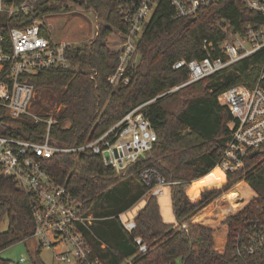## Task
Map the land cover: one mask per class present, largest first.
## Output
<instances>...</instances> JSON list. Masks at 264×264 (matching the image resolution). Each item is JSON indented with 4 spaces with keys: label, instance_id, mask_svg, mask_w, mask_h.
Returning a JSON list of instances; mask_svg holds the SVG:
<instances>
[{
    "label": "trees",
    "instance_id": "1",
    "mask_svg": "<svg viewBox=\"0 0 264 264\" xmlns=\"http://www.w3.org/2000/svg\"><path fill=\"white\" fill-rule=\"evenodd\" d=\"M69 3L91 9L98 28L89 45L67 49L68 59L77 69H50L31 77L36 91L52 92L62 107L50 129L51 145L83 146L146 103L141 113L157 137L150 151L123 170L104 166L99 155L88 152L54 154L43 163L54 182L64 186L81 203L84 213L96 219L83 231L92 258L100 264H264V247L241 259L233 250L236 231L247 220L263 219L264 196L252 198L220 222L218 227L225 228L221 243L216 239L215 222L195 220L243 178L254 191V175L264 163V144L255 156L245 158L243 168L226 175L222 190L191 187L214 169L231 133L234 120L218 97L238 85L264 90V50L189 85L182 86L188 79L186 69H172L179 60L225 59L219 46L228 40L229 32L242 33L247 25H264V19L247 10L242 0L221 1L189 18H174L171 6L162 1L138 43L139 61L128 84L114 88L107 79L116 70L119 53L108 47V41L115 32L125 30L115 0L44 1L29 16L12 18L9 26L26 27L34 18L67 11ZM42 35L49 37L45 29ZM3 123L8 132L16 127L14 136L20 139L40 143L45 136L43 123H30L26 118H4ZM147 168L173 183L170 192L176 224L163 221L157 199L148 195L149 188L141 182L139 174ZM143 197L147 200L134 218L136 229L128 233L118 215ZM33 230L30 195L20 192L11 179L0 177V252L28 241ZM136 237L146 246L145 253L138 252ZM41 250L39 246L35 250V264H42ZM6 262L0 259V264Z\"/></svg>",
    "mask_w": 264,
    "mask_h": 264
},
{
    "label": "built area",
    "instance_id": "2",
    "mask_svg": "<svg viewBox=\"0 0 264 264\" xmlns=\"http://www.w3.org/2000/svg\"><path fill=\"white\" fill-rule=\"evenodd\" d=\"M44 1L56 3L60 0H23L19 3L0 0V177L11 179L20 192L30 195L34 223L31 239H36L39 247L65 246L55 255L62 264H100L98 259L92 258L83 232L89 229L93 218L84 213L81 203L64 186L54 182L43 168V163L54 154L88 152L99 155L104 166L123 170L150 151L157 137L150 122L141 113L146 103L130 110L103 135L83 146L60 148L51 145L49 134L55 121L31 113L36 94L31 77L50 69H77L66 53L71 46L52 39L42 22L45 15L34 18L26 27L9 26L12 18L29 16L37 4ZM115 1L125 30L118 31L121 36L118 65L107 79L114 88L128 84L132 70L139 61L138 43L162 1L171 6L174 18H189L201 9L224 0ZM242 3L247 10L264 19V0H242ZM43 29L49 33V37L42 35ZM219 50L225 59L208 56L201 61L174 62L173 70H187L188 79L182 86L212 76L264 50V25H247L242 33L229 32L228 40L219 46ZM217 100L228 109L234 120L229 139L213 169L226 177L228 173L233 174L243 168L245 158L254 152L257 154L264 144V90L259 86L249 89L238 85L222 93ZM4 118L12 121L26 118L34 124H45L43 141L37 143L15 137L17 128L13 127L8 132ZM139 178L149 188L148 195L154 198L163 195L164 187L173 185L153 168L141 171ZM217 212H213L214 217L225 215L223 211ZM261 212L264 215V206ZM118 219L126 232L131 233L136 229L134 220L124 222L121 215ZM134 243L139 253L146 252L140 237L134 238ZM263 247L264 217L247 220L234 234L236 258L254 255ZM6 264L14 263L7 261Z\"/></svg>",
    "mask_w": 264,
    "mask_h": 264
},
{
    "label": "rangeland",
    "instance_id": "3",
    "mask_svg": "<svg viewBox=\"0 0 264 264\" xmlns=\"http://www.w3.org/2000/svg\"><path fill=\"white\" fill-rule=\"evenodd\" d=\"M42 22L50 31L52 39L57 43H67L72 49L83 48L89 45L95 38L97 30L96 15L91 9L85 6L69 3L67 11L49 14L42 18ZM121 44V36L115 32L108 41V47L112 50H118ZM56 95L47 90L36 91L35 98L31 105V113L41 118L47 116L56 122V116L61 111V106L56 103ZM31 123V121H29ZM254 175V191L242 181L236 186L232 187L227 192L222 194L214 200L204 212L198 215L195 220L204 223L206 221H213L217 225L218 231L216 239L219 243L224 240L225 228L220 229L218 226L222 220L230 213L240 211L247 205V203L258 195L264 196V163ZM219 177L215 173H209L207 176L194 181L191 187H200L202 189H220L226 177L221 175L218 185H215ZM232 195V196H231ZM157 202L160 208L162 219L165 223L176 224V220L172 211L170 187L163 188V195L157 197ZM145 202L141 198L129 210L122 213V220L124 222L133 220L137 211L143 207ZM223 211L224 216L214 217L213 212ZM37 240L29 239L26 242L17 243L2 252H0V259L10 261L14 264H35L34 254L37 249ZM65 246L58 245L53 248H42L39 259L42 264H62L57 261L55 255L57 252L63 251Z\"/></svg>",
    "mask_w": 264,
    "mask_h": 264
},
{
    "label": "crops",
    "instance_id": "4",
    "mask_svg": "<svg viewBox=\"0 0 264 264\" xmlns=\"http://www.w3.org/2000/svg\"><path fill=\"white\" fill-rule=\"evenodd\" d=\"M171 193V192H170ZM144 199H145V202H144V204H143V206L145 205V203H146V200H147V198L146 197H143ZM143 208V207H142ZM140 210V209H139ZM138 210V211H139ZM137 211V212H138ZM221 211H219V212H217L218 214L220 213ZM137 214V213H136ZM88 215H90L92 218H93V222L96 220L94 217H93V215L92 214H88ZM121 215V218H122V214H120ZM119 216V215H118ZM136 216V215H135ZM135 218V217H134ZM134 220V219H133ZM92 222V223H93ZM92 225V224H91ZM90 227V226H89ZM36 247H38V244H37V246Z\"/></svg>",
    "mask_w": 264,
    "mask_h": 264
},
{
    "label": "bare ground",
    "instance_id": "5",
    "mask_svg": "<svg viewBox=\"0 0 264 264\" xmlns=\"http://www.w3.org/2000/svg\"><path fill=\"white\" fill-rule=\"evenodd\" d=\"M210 173H215V175L219 177V178H218L219 180H218L217 182L220 181V179H221V174L219 173L218 170H212ZM231 196H232V195H231Z\"/></svg>",
    "mask_w": 264,
    "mask_h": 264
},
{
    "label": "water",
    "instance_id": "6",
    "mask_svg": "<svg viewBox=\"0 0 264 264\" xmlns=\"http://www.w3.org/2000/svg\"><path fill=\"white\" fill-rule=\"evenodd\" d=\"M0 121H1V119H0ZM255 155H256V152L252 153V154L250 155V157H253V156H255Z\"/></svg>",
    "mask_w": 264,
    "mask_h": 264
}]
</instances>
